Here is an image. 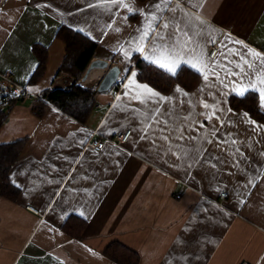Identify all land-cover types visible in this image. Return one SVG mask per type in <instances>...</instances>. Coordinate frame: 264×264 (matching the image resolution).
<instances>
[{
    "label": "crops",
    "instance_id": "crops-1",
    "mask_svg": "<svg viewBox=\"0 0 264 264\" xmlns=\"http://www.w3.org/2000/svg\"><path fill=\"white\" fill-rule=\"evenodd\" d=\"M152 2L134 0L137 9ZM97 3L0 0V73L9 72L38 95L72 85L74 79L60 72L67 51L58 33L65 27L96 42L93 60L118 64L122 81L121 88L115 84L98 92L107 70L96 69L103 71L95 79L77 83L96 89L95 106L84 122L54 107L39 116L27 100L6 107L0 144L26 143L10 172L11 182L16 181L12 184L20 185L16 186L20 195L16 200L0 197V264H117L104 255L114 243L137 252L140 264H264V156L260 155L264 124L231 106V97H243L231 91V84L225 88L211 75L205 82L189 65L181 63L176 73L186 67L200 75L192 90L175 85L164 94L140 82L136 64L147 63L143 54L131 51L128 58L124 51L130 50L126 40L143 17ZM169 4L165 19L172 16V8H178L177 15L189 14V22L192 17L204 22L195 54L202 53L209 63L238 71L235 63H242L241 57L252 61L253 52L264 57V0H169ZM35 46L45 47L48 54L43 76L31 82L39 66ZM214 46L218 52L211 58ZM217 71L224 78L220 67ZM130 73L136 74L135 83L130 82ZM235 80L228 77L225 83ZM145 84L171 100L140 104L133 96L143 92L137 85ZM248 92L258 94L257 107L264 114L259 93L249 89L245 95ZM204 102L217 106L211 120L207 118L211 109H205ZM157 107L161 113H173L170 123L176 113L189 117L181 123L197 129L188 133L197 140H185L184 146L206 148L200 153L205 160L209 155L219 159L193 163L192 153L177 159L179 150L173 149L177 155L167 151L170 143L178 141L156 139L153 144V139L168 135L158 131L162 123L145 120ZM200 124L205 127L199 128ZM128 130L132 133L127 143L113 142ZM94 138L105 140L102 150L90 146ZM236 148L246 160L235 153ZM234 159L241 161L239 168L232 167ZM211 163L217 167L211 168ZM71 216L86 222L79 237L63 229Z\"/></svg>",
    "mask_w": 264,
    "mask_h": 264
},
{
    "label": "snow or ice",
    "instance_id": "snow-or-ice-1",
    "mask_svg": "<svg viewBox=\"0 0 264 264\" xmlns=\"http://www.w3.org/2000/svg\"><path fill=\"white\" fill-rule=\"evenodd\" d=\"M96 6L106 9L112 7H122L129 13L139 14L143 17L144 22L140 26L136 27L133 30V33H131L126 40V43L130 46V50L124 51L126 57L130 58L131 51L141 53L143 54V58L147 63L163 69L172 76L176 75L177 67L183 63L185 65H189L197 72H200L203 75L205 82L209 81V76L211 75L215 78V80L223 84L225 88H229L231 84V91L238 92L240 96H244L249 89L258 92L259 99L264 102V57H261L259 53L255 52L252 53L254 58L252 61H249L245 57H241L242 63H235V68L238 69V71H233L228 67L227 64L219 65L218 62L209 63L202 53L200 55L195 54L196 49L200 45V41L196 40V38L202 36L203 31V29L199 26H202L204 22L198 21V18L196 17H192V22H189L188 19H186L189 14H184L181 16L177 15V12L179 11L178 8H172V16L165 19L164 13L170 7L169 0H153L150 5H146L144 8L139 9L135 8L134 0H98ZM90 7L92 6L90 5ZM127 18V16L122 17V19L125 21ZM197 21L198 23H194ZM114 31L119 33L121 29L116 27ZM150 37L151 44L149 46ZM194 41L195 46H193ZM237 43H239V41H237ZM146 47H148L147 52H145ZM121 48L123 49V45H121ZM229 63L232 62L229 61ZM245 65H247V70L245 69ZM217 67H220L225 73L224 78L221 77V72L217 71ZM135 75V73L129 74L131 77V83H135ZM253 75H255V79L252 78ZM233 76L236 77L235 81L225 83V79ZM137 87L142 88L143 92H139L136 96H133V99L142 105L152 103H156L158 105L161 101L171 100V98L160 96L159 93L155 92L146 84L137 85ZM175 91L180 93L181 89L177 86ZM183 95L187 96L188 94L183 93ZM203 107L205 109H211V114L207 117L209 120H211L215 114V111L217 110V106H210L207 102H204ZM151 112L152 115L146 114L145 120L153 121L156 124L162 123L163 126L160 127L158 131L161 134L168 132V135H161L153 139V144L156 143V139H161L165 142H170L171 140L178 141L179 143H170L167 151L171 152L173 155H177L173 149L175 148L179 150L181 155H177V159H181L182 156H188L189 153H192L191 160L193 163H199L201 160H204L205 164H209L212 160L219 159V157L209 155V158L205 160L204 157L200 155V153L201 151L207 152L206 148L200 149L184 146L183 142L185 140L189 142L197 140V136L188 135V133L197 131V129L186 127L181 123L182 120H188L189 117H180L179 113H176L175 122L170 123L173 113H161L159 107L152 109ZM246 115L247 114H245V116ZM216 119H219V117H216ZM148 126L151 127V124ZM204 127L205 125L203 124L199 125V128ZM261 130H264V128ZM146 135L147 132H145L141 138H145ZM212 142V140L207 141L208 144H211ZM217 143H223V141H218ZM231 143L235 145L237 141L232 140ZM235 153H239L241 157H243L245 160L247 159L244 157V153L241 152L240 148H236ZM260 155L264 156V152H261ZM240 166L241 161L239 159H234L232 167L239 168ZM188 167L191 168L192 163H189ZM216 167L217 165L215 163H211V168L215 169ZM12 182L16 183L15 180ZM248 183L253 184V181L249 180ZM16 186L19 187L20 185L17 184ZM180 243H183L182 239L180 240ZM186 258L187 257H184V259Z\"/></svg>",
    "mask_w": 264,
    "mask_h": 264
},
{
    "label": "trees",
    "instance_id": "trees-1",
    "mask_svg": "<svg viewBox=\"0 0 264 264\" xmlns=\"http://www.w3.org/2000/svg\"><path fill=\"white\" fill-rule=\"evenodd\" d=\"M58 36L66 43L67 51L60 72L67 74L75 81L66 88H50L40 95L41 100L36 104L39 110L37 115L42 116L52 106L84 122L95 106L96 89L85 88L77 83L83 78L94 59L98 45L87 36L65 27L60 29ZM33 51L39 59V66L31 78V82H36L44 74L48 52L45 47L39 46H35ZM136 67L140 82L149 84L164 94H168L175 85L192 90L200 79L198 73L186 67L180 69L175 76L143 61H138ZM230 103L232 107L247 111L254 119L264 124V114L257 107V93L248 92L243 97H231ZM9 105L0 106V129L7 120L6 107ZM25 143V140H19L0 144V197L16 200L20 195L19 188L11 182L10 172L19 162ZM85 225L86 222L83 219L71 216L63 229L76 236L80 235V230H83ZM76 230L78 233L74 232ZM104 255L117 264H140L138 253L120 243L111 244L105 250Z\"/></svg>",
    "mask_w": 264,
    "mask_h": 264
},
{
    "label": "built area",
    "instance_id": "built-area-1",
    "mask_svg": "<svg viewBox=\"0 0 264 264\" xmlns=\"http://www.w3.org/2000/svg\"><path fill=\"white\" fill-rule=\"evenodd\" d=\"M217 52H218V48L214 46L213 49L211 50L210 57L214 58ZM116 84H118L119 87L121 88L122 86L121 77L117 80ZM118 92L119 91H116L115 94H118ZM26 100L34 103V109H35L34 113L37 114L39 110L36 108V104L41 100L40 95L35 94L27 86L17 83L9 72L0 73V106L5 104H13L17 101H26ZM131 133L132 131L128 130L127 132L119 135L117 139L114 140L113 142L118 145H123L127 143ZM105 144H106L105 140L99 138H94L90 142V146L94 150H102ZM176 197L180 198L181 196L177 195ZM222 197L223 198L227 197V194L223 193ZM244 264H248V263H244Z\"/></svg>",
    "mask_w": 264,
    "mask_h": 264
},
{
    "label": "water",
    "instance_id": "water-1",
    "mask_svg": "<svg viewBox=\"0 0 264 264\" xmlns=\"http://www.w3.org/2000/svg\"><path fill=\"white\" fill-rule=\"evenodd\" d=\"M96 69L107 70L103 79L99 83V86L97 88L98 92L109 91L116 84L117 80L121 76V68L118 64L110 65L109 61L105 59H96L93 60L88 66L86 73L82 78V81H87L91 72Z\"/></svg>",
    "mask_w": 264,
    "mask_h": 264
},
{
    "label": "bare ground",
    "instance_id": "bare-ground-1",
    "mask_svg": "<svg viewBox=\"0 0 264 264\" xmlns=\"http://www.w3.org/2000/svg\"><path fill=\"white\" fill-rule=\"evenodd\" d=\"M98 71H103V70H95V71H93V72L91 73V75H90L88 81H91V80L95 79V78L97 77L96 73H97Z\"/></svg>",
    "mask_w": 264,
    "mask_h": 264
},
{
    "label": "rangeland",
    "instance_id": "rangeland-1",
    "mask_svg": "<svg viewBox=\"0 0 264 264\" xmlns=\"http://www.w3.org/2000/svg\"><path fill=\"white\" fill-rule=\"evenodd\" d=\"M115 64H116V63H115ZM115 64H114V65H115ZM110 65H112V64H110ZM81 80H82V79H81ZM81 80H80V81H81ZM74 81H75V80H74ZM80 81H79V82H80ZM79 82H78V83H79ZM31 103H32V102H31ZM32 105H33V112H35V109H34V103H32Z\"/></svg>",
    "mask_w": 264,
    "mask_h": 264
}]
</instances>
